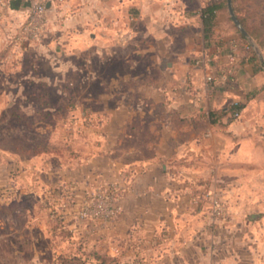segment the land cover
Segmentation results:
<instances>
[{"label":"crops","instance_id":"1","mask_svg":"<svg viewBox=\"0 0 264 264\" xmlns=\"http://www.w3.org/2000/svg\"><path fill=\"white\" fill-rule=\"evenodd\" d=\"M58 1L0 0V6L21 23L29 7L44 2L48 46L57 39L67 51L97 55V73H89L87 80L98 88L97 101L116 103L107 135L114 143L129 138L128 159L106 164L115 170L111 182L118 214L82 228L77 207L66 222L86 252L76 262L264 264V46L259 45L264 44L259 19L264 6H257L258 34H249L260 57L222 11L204 40L201 9L212 0H127L129 12L122 21L131 17L134 25L129 49L113 32L121 27L115 9L112 29L92 16L71 17L85 29L79 31L58 23L51 12ZM93 21L96 27L89 30ZM138 23L140 34L134 30ZM124 53L127 69H142L140 78L121 77L115 66L107 73L110 60ZM209 75L213 80L208 82ZM124 83L128 88L121 90ZM127 100L134 104L123 106ZM235 104L241 107L233 118ZM214 198L225 208L216 219L211 216Z\"/></svg>","mask_w":264,"mask_h":264},{"label":"rangeland","instance_id":"2","mask_svg":"<svg viewBox=\"0 0 264 264\" xmlns=\"http://www.w3.org/2000/svg\"><path fill=\"white\" fill-rule=\"evenodd\" d=\"M126 1L62 0L51 12L63 28L69 25L84 31L80 21L71 17L92 16L112 29L115 9L121 27L113 32L122 36L120 42L127 49L134 25L131 17L122 21L129 12ZM217 1L225 0L210 4ZM232 4L236 17L244 19L253 35L258 34L257 6L261 10L264 0H234ZM46 11L45 6L41 20L45 31L36 40L31 31L23 30L27 16L19 23L18 16H9L0 6V264H79L76 257L86 253L80 235L74 229L72 236L61 223L66 226L88 193L112 190L115 170L107 162L128 159L129 138L122 136L114 143L106 131L113 124L109 111L116 103L97 101L98 88L87 80L89 73H97V55L79 49L67 51L57 39L50 48ZM221 11L240 34L228 12ZM259 19L263 27L264 18ZM93 23L89 30L96 27V21ZM134 30L140 34L141 23ZM259 45L263 50L264 44ZM124 55L128 56L124 53L110 60L107 73L115 66L121 77L140 78L142 69H127ZM153 76H158L157 71L153 70ZM127 88L124 83L120 89ZM121 104L128 107L134 103L127 100ZM141 106L150 108V103ZM155 110L160 115V109ZM81 192L84 195L74 197ZM77 222L82 228L92 223L78 218ZM70 257L74 258L67 261Z\"/></svg>","mask_w":264,"mask_h":264},{"label":"built area","instance_id":"3","mask_svg":"<svg viewBox=\"0 0 264 264\" xmlns=\"http://www.w3.org/2000/svg\"><path fill=\"white\" fill-rule=\"evenodd\" d=\"M45 15V6L42 3L33 4L31 12L27 16L26 22L23 24L24 31H31L32 38L38 40L45 28L42 23ZM212 76H207L206 81H212ZM233 118L238 117V113H234ZM118 197L114 189L109 191H95L88 193V199L81 203L78 207L76 217L80 220L89 219L92 222L104 223L112 220L119 212L117 205ZM225 208L218 198L212 200L211 216L213 218H220L224 215ZM133 264V263H120Z\"/></svg>","mask_w":264,"mask_h":264},{"label":"trees","instance_id":"4","mask_svg":"<svg viewBox=\"0 0 264 264\" xmlns=\"http://www.w3.org/2000/svg\"><path fill=\"white\" fill-rule=\"evenodd\" d=\"M233 1L234 0H232V2ZM223 9H225V11H227L226 1H224L222 3L220 1H217L215 3H211L209 5H206L205 7H203L201 9V18H202V26H203L202 31H203V37H204L205 41H207L213 33L214 21H215V17H216L217 12H219ZM237 18H238L240 24L243 26V28L248 32V34H250L252 36V32L249 29V27L245 24L244 19L240 16H237ZM238 35H239V38L244 42L245 41L244 38L240 34H238ZM240 107L241 106L238 104H235L231 107L232 116L234 113L239 112ZM61 224H62V227L64 226V228H66V230H68V228L65 226L64 222Z\"/></svg>","mask_w":264,"mask_h":264},{"label":"water","instance_id":"5","mask_svg":"<svg viewBox=\"0 0 264 264\" xmlns=\"http://www.w3.org/2000/svg\"><path fill=\"white\" fill-rule=\"evenodd\" d=\"M226 1V7L227 12L229 15V18L233 25L236 27L240 35L246 40L248 45L251 47V49L260 56V50L256 42L252 39V37L248 34V32L243 28V26L240 24L238 18L235 15L232 0H225Z\"/></svg>","mask_w":264,"mask_h":264}]
</instances>
